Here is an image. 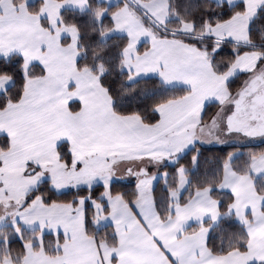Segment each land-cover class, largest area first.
Wrapping results in <instances>:
<instances>
[{
    "label": "snow or ice",
    "instance_id": "1",
    "mask_svg": "<svg viewBox=\"0 0 264 264\" xmlns=\"http://www.w3.org/2000/svg\"><path fill=\"white\" fill-rule=\"evenodd\" d=\"M0 264H264V0H0Z\"/></svg>",
    "mask_w": 264,
    "mask_h": 264
}]
</instances>
